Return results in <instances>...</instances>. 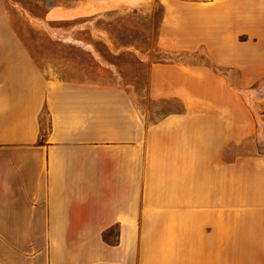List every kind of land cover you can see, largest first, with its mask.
I'll use <instances>...</instances> for the list:
<instances>
[{"label": "crops", "instance_id": "0c3cea01", "mask_svg": "<svg viewBox=\"0 0 264 264\" xmlns=\"http://www.w3.org/2000/svg\"><path fill=\"white\" fill-rule=\"evenodd\" d=\"M73 1L160 4L161 49L219 71L153 62L184 110L148 121L122 86L46 73L0 0V264H264V156L227 149L264 121V0Z\"/></svg>", "mask_w": 264, "mask_h": 264}, {"label": "rangeland", "instance_id": "374dc122", "mask_svg": "<svg viewBox=\"0 0 264 264\" xmlns=\"http://www.w3.org/2000/svg\"><path fill=\"white\" fill-rule=\"evenodd\" d=\"M3 2L20 39L28 42L32 55L46 73L64 79H88L122 86L132 92L136 104L146 110L148 121L184 110L180 98L152 95L149 72L153 62L184 64L194 68V73L201 77L204 67L216 74L219 71L203 48L161 49L158 45L162 21L160 4L129 9L102 5L77 16L60 11L63 5H74L73 0ZM85 23L84 28H76ZM53 27L72 33L62 35ZM211 82L219 83L217 79ZM254 102L264 104V101ZM227 149L230 157L264 156V121L260 120L254 131L245 132L238 144L230 143ZM112 232L115 236L116 230Z\"/></svg>", "mask_w": 264, "mask_h": 264}, {"label": "trees", "instance_id": "16d2710c", "mask_svg": "<svg viewBox=\"0 0 264 264\" xmlns=\"http://www.w3.org/2000/svg\"><path fill=\"white\" fill-rule=\"evenodd\" d=\"M98 264H109V263H98Z\"/></svg>", "mask_w": 264, "mask_h": 264}]
</instances>
